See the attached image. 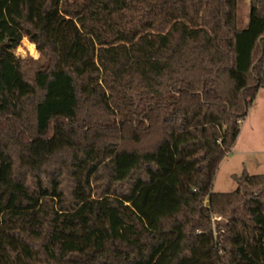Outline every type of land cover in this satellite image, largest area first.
Instances as JSON below:
<instances>
[{
    "label": "trees",
    "instance_id": "16d2710c",
    "mask_svg": "<svg viewBox=\"0 0 264 264\" xmlns=\"http://www.w3.org/2000/svg\"><path fill=\"white\" fill-rule=\"evenodd\" d=\"M236 2L0 0V264H264V174L213 191L264 87Z\"/></svg>",
    "mask_w": 264,
    "mask_h": 264
},
{
    "label": "rangeland",
    "instance_id": "374dc122",
    "mask_svg": "<svg viewBox=\"0 0 264 264\" xmlns=\"http://www.w3.org/2000/svg\"><path fill=\"white\" fill-rule=\"evenodd\" d=\"M250 1L237 0L236 2L239 28L248 25ZM33 43L31 39L25 37L20 47L15 50V53L17 51L20 53L16 56L25 60V71L29 78L34 77L43 62L38 47ZM249 116L250 118L244 124L243 133L240 139L238 138L239 141L234 144L219 166L213 184L214 192L235 191L238 183L233 179V175H241L244 169L251 174H264V106L255 107ZM260 124V129L255 130L254 126L258 127Z\"/></svg>",
    "mask_w": 264,
    "mask_h": 264
},
{
    "label": "crops",
    "instance_id": "0c3cea01",
    "mask_svg": "<svg viewBox=\"0 0 264 264\" xmlns=\"http://www.w3.org/2000/svg\"><path fill=\"white\" fill-rule=\"evenodd\" d=\"M249 11H250V10H249ZM259 106H264V87L261 88V89L259 90V92H258L256 98L254 99V101H253L251 107H250L249 110H248V114H247L245 120L243 121V124H242V127H241V131H240V134H239V136H238L239 139H240V137H241V135H242V133H243V129H244V124H245V122L247 121L248 118H250L249 115H251V112L255 109V107H259ZM256 112H257V110H256ZM255 127H256V129H255ZM260 127H261V124H260V126H258V127H257V125H255V126H254V129H255V130H259ZM239 139H237L236 142H238ZM249 150H250V149H249ZM244 170L247 171V169H244ZM249 173H250V172H249ZM250 174H251V173H250Z\"/></svg>",
    "mask_w": 264,
    "mask_h": 264
},
{
    "label": "built area",
    "instance_id": "2783aa9c",
    "mask_svg": "<svg viewBox=\"0 0 264 264\" xmlns=\"http://www.w3.org/2000/svg\"><path fill=\"white\" fill-rule=\"evenodd\" d=\"M29 42H31V41H29ZM20 47V46H19ZM31 51V50H30ZM215 218H217V219H220V217H215ZM223 253H225L224 251H223Z\"/></svg>",
    "mask_w": 264,
    "mask_h": 264
},
{
    "label": "clouds",
    "instance_id": "9594fccd",
    "mask_svg": "<svg viewBox=\"0 0 264 264\" xmlns=\"http://www.w3.org/2000/svg\"><path fill=\"white\" fill-rule=\"evenodd\" d=\"M15 54H16L17 56H19L20 53H19V51H17V53H15Z\"/></svg>",
    "mask_w": 264,
    "mask_h": 264
}]
</instances>
